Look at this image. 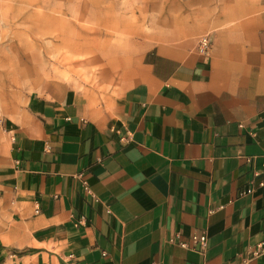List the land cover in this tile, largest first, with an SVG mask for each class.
Masks as SVG:
<instances>
[{
  "label": "crops",
  "instance_id": "1",
  "mask_svg": "<svg viewBox=\"0 0 264 264\" xmlns=\"http://www.w3.org/2000/svg\"><path fill=\"white\" fill-rule=\"evenodd\" d=\"M168 6L113 110L32 93L9 124L0 264H264V0Z\"/></svg>",
  "mask_w": 264,
  "mask_h": 264
},
{
  "label": "rangeland",
  "instance_id": "2",
  "mask_svg": "<svg viewBox=\"0 0 264 264\" xmlns=\"http://www.w3.org/2000/svg\"><path fill=\"white\" fill-rule=\"evenodd\" d=\"M177 1L0 0V172L10 147L9 124L32 93L110 112L133 84L144 54L161 46V18ZM120 25L132 27L134 35L116 37ZM73 43L92 52L74 50ZM94 44L99 48L93 50ZM5 219L0 192V224Z\"/></svg>",
  "mask_w": 264,
  "mask_h": 264
},
{
  "label": "built area",
  "instance_id": "3",
  "mask_svg": "<svg viewBox=\"0 0 264 264\" xmlns=\"http://www.w3.org/2000/svg\"><path fill=\"white\" fill-rule=\"evenodd\" d=\"M212 46H213L212 37L210 35H206V36L202 37L198 42V53L200 55H207L212 50ZM250 192H251V190L247 191L246 193H250ZM89 193H91V192L89 191ZM243 194H245V193H243ZM171 241H173V240H171ZM192 242H193L194 248H196L198 250L204 251L207 247V237L205 235L193 236ZM180 246L183 248H188V245L186 243H180ZM252 258L253 259L263 258L264 259V242H262L256 246V248L252 252Z\"/></svg>",
  "mask_w": 264,
  "mask_h": 264
},
{
  "label": "bare ground",
  "instance_id": "4",
  "mask_svg": "<svg viewBox=\"0 0 264 264\" xmlns=\"http://www.w3.org/2000/svg\"><path fill=\"white\" fill-rule=\"evenodd\" d=\"M44 29H42V31H43ZM45 32V31H44ZM41 33V32H40ZM55 51V50H54ZM70 54V53H69ZM57 59V58H56Z\"/></svg>",
  "mask_w": 264,
  "mask_h": 264
}]
</instances>
